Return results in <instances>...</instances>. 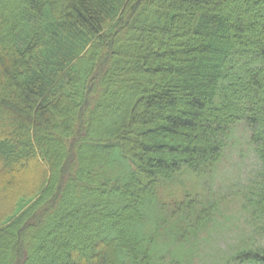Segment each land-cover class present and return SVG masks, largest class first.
<instances>
[{"label":"trees","instance_id":"trees-1","mask_svg":"<svg viewBox=\"0 0 264 264\" xmlns=\"http://www.w3.org/2000/svg\"><path fill=\"white\" fill-rule=\"evenodd\" d=\"M0 202V264H264V0H0Z\"/></svg>","mask_w":264,"mask_h":264},{"label":"rangeland","instance_id":"rangeland-1","mask_svg":"<svg viewBox=\"0 0 264 264\" xmlns=\"http://www.w3.org/2000/svg\"><path fill=\"white\" fill-rule=\"evenodd\" d=\"M256 164V157L248 141V129L244 124L239 123L233 127V130L229 135L226 151L217 167L216 179L212 184L214 189H220V191L228 193L230 190H228V188L226 189V185L230 184V187L237 188L236 186L244 183L245 178L255 169L254 167ZM175 181L176 182L174 183L172 182L166 185L162 184L159 187L160 197L166 202H169V204L175 199L178 200L185 197L186 192L203 196V194H200L203 193L201 189L202 186L197 184V181L194 180L187 171H182L178 174ZM228 199L230 200L229 197ZM224 215V217H221V220L226 222V225L231 223L230 228L233 229L232 222H234L235 217H238L236 209L233 206H229L224 212ZM231 215H233V218H230ZM236 222L239 224L238 220ZM236 236V232H224L223 234L222 229H218V236L215 243H212L206 247V249L201 250V257L204 258L205 256H208L209 253H211L213 257L216 255L222 256L223 252L228 247L235 244ZM163 247L164 243L160 244L159 248L161 250ZM201 264L207 263L202 262Z\"/></svg>","mask_w":264,"mask_h":264}]
</instances>
